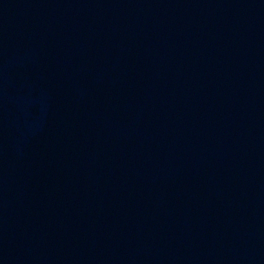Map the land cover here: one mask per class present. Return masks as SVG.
<instances>
[{"label":"water","instance_id":"water-1","mask_svg":"<svg viewBox=\"0 0 264 264\" xmlns=\"http://www.w3.org/2000/svg\"><path fill=\"white\" fill-rule=\"evenodd\" d=\"M0 264H264V0H0Z\"/></svg>","mask_w":264,"mask_h":264}]
</instances>
